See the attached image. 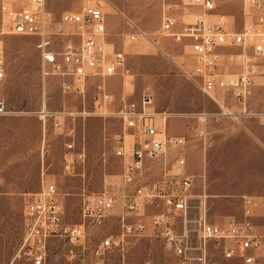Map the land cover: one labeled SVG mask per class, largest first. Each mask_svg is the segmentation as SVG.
Wrapping results in <instances>:
<instances>
[{
    "label": "rangeland",
    "instance_id": "374dc122",
    "mask_svg": "<svg viewBox=\"0 0 264 264\" xmlns=\"http://www.w3.org/2000/svg\"><path fill=\"white\" fill-rule=\"evenodd\" d=\"M88 1L48 0L53 29L67 30L61 15ZM215 1L234 30L250 22L251 11L241 0ZM100 5L106 13V39L124 51L131 84L125 83L122 73L92 76L83 93L74 91L69 77L44 75L39 39L11 33L3 26L0 14L5 61L0 98L7 103V112L0 117V264H31L24 256H17L23 240L24 197L39 191L45 177L54 179L60 192L63 227H84V236L77 245L65 235L51 237L46 264H96L94 250L100 241L121 233L123 200L118 201L103 225H94L81 214L85 201L106 191L120 194L122 190L124 160L115 152L114 135L123 127L115 117L100 114L105 108L100 85L114 97L106 111L139 101L147 90L154 97V109L171 114L168 134L184 135L187 140L182 152L193 179L192 219L197 217L199 198L204 194L208 221L220 226L230 220L250 222L264 234V123L257 115L232 118L225 109L242 114L243 108L230 91L217 90L210 96L186 77L184 71L192 70L196 63L190 48L157 35L161 0H100ZM195 11L187 7L180 14L186 13L184 18L189 21ZM122 13L148 38L131 40L132 26ZM155 40H159L157 44ZM56 48L61 49V43ZM229 70L235 74L242 67L232 66ZM256 70L247 109L263 113L264 54L257 59ZM44 109L53 114H42ZM203 114L208 115L206 119ZM56 121L61 124L57 126ZM69 142H74L72 151L66 147ZM82 151L84 156L78 158ZM66 154L74 162L71 172L64 169ZM161 170L160 162L152 163L137 185L154 182ZM137 185L131 187L132 192ZM154 212L155 208L147 205L140 215L125 216V221L141 218L146 224L145 234L129 238L123 250L108 252L105 264H178V257L153 230ZM189 226L195 228L196 223ZM192 244H197L195 237ZM256 256L255 264H264V252ZM206 260V264H244L239 258H226L215 241L207 243Z\"/></svg>",
    "mask_w": 264,
    "mask_h": 264
},
{
    "label": "built area",
    "instance_id": "2783aa9c",
    "mask_svg": "<svg viewBox=\"0 0 264 264\" xmlns=\"http://www.w3.org/2000/svg\"><path fill=\"white\" fill-rule=\"evenodd\" d=\"M241 1L250 9L251 20L236 31L226 15L218 11L215 0H161L157 35L189 47L196 63L192 70L184 71L186 77L210 96L217 90L230 91L235 102L243 108L241 116L247 117L255 115L249 114L247 103L257 74V59L264 54V0ZM47 3L48 0H1L0 3L2 24L6 29L39 39L44 75L71 78L70 85L79 93L84 92L86 81L92 76L110 77L122 73L125 83L131 84L124 51L116 49L106 39V13L100 0H89L74 11L64 12L61 22L68 28L59 32L53 29V15ZM187 7L196 9L189 21L184 18L186 13L180 14ZM126 19L133 29L131 40L139 36L148 38L135 22ZM156 41L159 40H155V44ZM60 43L61 49L56 48ZM232 66L242 67V70L232 74L229 72ZM4 77V49L0 43V80ZM98 88L105 107L100 114L115 117L123 127L114 135L115 152L124 160L120 175L122 190L120 194L106 191L85 201L81 214L100 226L119 200L124 201L125 212L121 233L106 236L95 248L96 264H105V256L111 250H123L129 238L145 234L146 224L141 218L125 221V216H138L147 205L155 208L151 215L153 230L178 257V264H206L209 241L221 245L226 258L255 264L256 253L264 252V234L254 224L230 220L220 226L208 221L204 194L199 198L197 217H190L193 179L187 172V159L182 152L187 140L184 135L168 134L171 114L156 111L154 97L147 90L142 92L139 101L125 102L114 111H106L114 97L104 86ZM6 112L7 103L0 98V117ZM50 114L53 113H47ZM257 116L264 123V112ZM60 124L56 121L57 126ZM66 147L72 151L74 142L67 143ZM83 156L82 151L78 158ZM154 162L162 164L159 178L137 185L143 171ZM73 167V159L66 154L64 169L71 172ZM136 185L138 187L132 192L131 187ZM62 215L57 184L54 179L45 177L39 191L24 197L23 240L17 256H24L31 264H46L51 237L65 235L70 243L79 244L84 236L83 225L64 228ZM192 222L196 223L195 228L189 226ZM192 237L196 238V245L192 244Z\"/></svg>",
    "mask_w": 264,
    "mask_h": 264
},
{
    "label": "bare ground",
    "instance_id": "6f19581e",
    "mask_svg": "<svg viewBox=\"0 0 264 264\" xmlns=\"http://www.w3.org/2000/svg\"><path fill=\"white\" fill-rule=\"evenodd\" d=\"M41 113L42 114H46L47 112L45 111V109L44 110H42L41 111ZM225 113L226 114H229L231 117L233 116V117H235L234 119H237V118H240L241 117V113H233V112H230L229 110H227V109H225ZM167 114V113H166ZM247 114V113H246ZM249 114H255V115H259V114H261L262 115V113H253V112H251L250 111V113ZM205 115H207V114H203V116H204V119H205ZM244 115V114H243ZM45 116V115H44Z\"/></svg>",
    "mask_w": 264,
    "mask_h": 264
},
{
    "label": "crops",
    "instance_id": "0c3cea01",
    "mask_svg": "<svg viewBox=\"0 0 264 264\" xmlns=\"http://www.w3.org/2000/svg\"><path fill=\"white\" fill-rule=\"evenodd\" d=\"M232 118H233V116H232Z\"/></svg>",
    "mask_w": 264,
    "mask_h": 264
}]
</instances>
